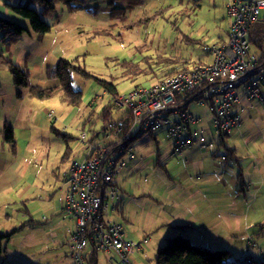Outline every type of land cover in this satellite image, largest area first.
Listing matches in <instances>:
<instances>
[{
	"label": "rangeland",
	"instance_id": "rangeland-1",
	"mask_svg": "<svg viewBox=\"0 0 264 264\" xmlns=\"http://www.w3.org/2000/svg\"><path fill=\"white\" fill-rule=\"evenodd\" d=\"M36 1L0 0V17L30 30L29 35L26 34L19 42L24 52L37 45L39 53L44 55L36 53L37 60L30 61L23 53L15 56L14 46L10 52H6L2 42L0 55L28 72L31 84L37 87H42L43 84L51 87L58 85L56 80L48 79L47 69L55 67L61 59L84 67L90 76L85 77L76 72L72 74L74 90L82 93V100L77 105L66 103L62 94L45 101H32L36 107H32L31 117H34L33 112H36L38 117L37 126L32 127L33 139L30 144L21 139L16 146L18 162L22 161L28 165L27 179L18 190L21 196L14 198L15 203L2 210V217L11 219H7L4 227L0 222V233L18 232L8 244V256L0 258V264H67L65 256H69L71 251L70 238L66 234L69 223L59 215L60 198L64 195L60 190H63V178L74 163L83 161L87 152V146L79 143L81 134L86 133L90 142L91 131L102 133L108 123L104 124L100 120L103 109L114 106L115 121L126 112L116 107L99 81L116 85L120 96L126 95L139 85L149 87L157 83L159 78L144 75L132 78L134 73H128L129 69L122 67V64L132 61L145 67L147 63L159 61L163 56L190 60L191 64H186L188 69L200 60L206 62L207 58H211L204 52V48L212 47L219 39L225 38L231 27V19L226 9L227 0H144V6L129 12L125 22L112 20V9L102 0L89 1V10L93 11L91 15L84 11L71 13L66 5L54 0V12L41 17L51 26V32L38 41L31 30L30 21L17 16L12 9L21 5L41 13L44 8ZM168 6H172V10L158 21L151 24L138 23ZM260 18L264 19V10ZM190 40L202 41V44H194ZM44 57L47 58V65L42 66ZM10 81L13 82V77L9 68L0 62V85ZM197 110L195 105L191 107L193 113L198 114ZM49 113L53 114V118L48 117ZM171 118L177 121L175 115ZM152 136L151 133H145L134 142L137 158L131 167L135 174V179L130 181L132 183L144 186L151 181L152 175L148 177L147 172L140 174L143 169L150 168L148 161L154 162L152 170H158L157 176H161L162 181H168L167 174L162 172V167L168 164L170 157L165 152L168 143L160 135L158 145ZM260 136L261 140L256 143L264 151V131H260ZM94 142L97 144L104 140L101 138L99 142ZM221 150L225 153V149ZM157 159H160L158 168L155 165ZM217 162L221 163L220 158ZM138 202L148 206L144 212L132 215V223L124 225L126 239L137 245L142 244L144 240H148V243H143L130 261L132 264H155V257L164 247L166 240L183 232L177 231L176 234L168 236L172 231L165 232L163 228H158L163 220L158 221L159 206L155 201L148 196L139 198ZM244 213L248 214L247 208H244ZM250 217L254 220L255 227L249 232V236H238L237 239L243 241L240 243L242 245H246L249 240L250 245L246 250L240 247L237 250H226L231 253V260L238 261L232 262L234 264H249L247 256L255 257L264 252V201L259 200L257 204L252 205ZM161 218L164 219L165 214H162ZM51 229L55 230L54 234L46 233ZM107 258L117 260L114 254L100 253L98 264H109ZM262 258L260 261L264 264Z\"/></svg>",
	"mask_w": 264,
	"mask_h": 264
},
{
	"label": "crops",
	"instance_id": "crops-1",
	"mask_svg": "<svg viewBox=\"0 0 264 264\" xmlns=\"http://www.w3.org/2000/svg\"><path fill=\"white\" fill-rule=\"evenodd\" d=\"M229 31L230 29L225 38L219 39L214 45L224 44ZM14 47L15 56L23 53L30 61H36L38 57L36 53L40 52L37 45L25 52L19 44ZM207 54L211 58H207L206 62L200 60L203 65L210 64L213 60L212 56ZM38 55L44 54L39 53ZM42 62V66L47 65V58L44 57ZM42 87L51 88V85L43 84ZM262 96L264 99V86H262ZM33 100L36 99L30 98L27 94L22 99H18L17 89L11 81L0 85V131L6 126L11 127L16 142L13 149L0 136V222L3 227L7 219L11 218H3L2 210L14 204V198L21 196L18 190L26 182V175L29 171L26 163L18 162L16 146L21 139L29 144L33 139L32 127L37 126L36 119L38 118L36 112H33L32 116L34 117H31L32 107H36ZM193 105L198 109V114L191 111ZM187 108L197 119V122L188 126L185 135L196 141L198 139L201 141L203 138L206 144H213L215 149L212 151L203 150L196 142L191 148L177 151L173 142L167 137L166 127L156 133H151L158 145L160 144V135L168 143L165 146V152L171 158L169 157L168 164L165 165L166 161L164 162L165 166L162 167V172L167 174L168 181L164 179L162 181V177L156 174L158 170H152L154 162L148 161L147 163L151 165L150 168L143 169L140 174L147 172L148 177L152 176L150 177L151 181L149 180L147 185L143 186L130 182L135 179L131 167L137 158L135 143L131 142L129 146L133 149L134 158L126 159V156H123L124 166L114 177V187L117 190L119 201L117 212L110 216V220L122 224L123 227L125 224L132 223V215L140 211L144 212L148 206L146 203L140 204L138 199L149 196L159 206L158 221L163 220V223L156 226L163 228L165 232L172 231L167 234L168 236L176 234L177 231L183 232L178 236L189 239L194 245L209 251L233 248L237 250L239 247L246 250V247L250 245L249 240L246 243L247 246L242 245L240 243L243 241H238V236L242 238L249 236V232L255 227L253 226L254 220L250 217L252 205L257 204L259 200L264 201V151L256 143L262 138L260 131H264V102L248 100L244 94H241V103L235 105L231 112L239 116V124L227 136H220L214 126L216 103L213 98H206L202 103L192 101ZM42 110L45 111V108L42 107ZM44 111H42L43 115ZM48 117L53 118V114L49 113ZM175 117H177V121L171 119L174 122H180V118L176 115ZM103 136L102 133L96 132V137L92 138L90 143L96 144L94 141L99 142L101 138H104ZM112 141L113 139H106V142L97 144H108ZM10 147L13 151H10ZM220 148L225 149V153H222ZM86 150L83 160L89 152L88 149ZM221 156H227L233 160V165L218 163L217 159ZM159 162L160 159H157L156 168L160 167ZM69 174L70 170L64 176L65 179L63 178V190L60 189L64 195L60 198L61 209L59 212V215H62L61 218L69 223L66 231L68 237L76 229L75 220L70 213L64 211V204L61 201L65 196V183ZM146 182L147 179H145ZM16 195L17 197H15ZM24 195L26 194L24 193ZM244 208H247L248 214L244 213ZM162 214H165L164 219L161 218ZM47 221L49 222V220ZM46 233L54 234L55 230L51 229ZM126 235L124 227L125 238ZM8 247L9 245L7 246V256L10 252ZM71 253L72 250L69 252V256H65L67 264H73ZM247 258L253 264H263L260 260L264 259V252L255 257L247 256ZM107 260L109 264L114 262L113 259L107 258ZM234 261L231 260V263Z\"/></svg>",
	"mask_w": 264,
	"mask_h": 264
},
{
	"label": "built area",
	"instance_id": "built-area-1",
	"mask_svg": "<svg viewBox=\"0 0 264 264\" xmlns=\"http://www.w3.org/2000/svg\"><path fill=\"white\" fill-rule=\"evenodd\" d=\"M226 9L231 19L227 41L204 48L213 58L210 64L188 69L185 66L171 77L119 96L115 105L126 112L103 128L106 139H113L112 142L90 143L86 133L79 137L89 152L81 163L72 165L61 200L75 220L76 229L70 236L77 264H84L91 245L100 253L114 254L117 260L112 264H132L130 258L147 242L137 245L127 240L123 225L110 220L119 201L114 177L124 166L123 156L134 158L131 139L166 127L167 137L177 151L191 148L196 142L201 149L212 151L215 146L206 144L203 138L201 143L200 139L185 135L188 126L197 122L187 108L189 103L213 98L214 126L220 136H227L239 124V116L231 112L241 103V94L248 100L264 102V60L251 53L248 39L264 10V0H227ZM172 115L178 116L180 122H174ZM220 160L222 164L234 163L227 156Z\"/></svg>",
	"mask_w": 264,
	"mask_h": 264
},
{
	"label": "trees",
	"instance_id": "trees-1",
	"mask_svg": "<svg viewBox=\"0 0 264 264\" xmlns=\"http://www.w3.org/2000/svg\"><path fill=\"white\" fill-rule=\"evenodd\" d=\"M32 1V0H30ZM35 1V0H34ZM68 7L69 12L74 13L77 11H84L87 14L93 13L88 7L89 1H99V0H58ZM105 1L109 8L112 9L110 18L115 21L125 22L128 18L129 12L135 10L136 8L144 6V0H102ZM39 6L43 7L41 13L34 9L27 8L26 6L17 5L12 7L14 13L22 17L25 20L30 21L31 30L34 31L36 40L41 41L45 38L47 34L51 32V26L47 22L42 20V15L46 16L55 10L54 0H37ZM172 10V6L161 8L151 16H147L140 22H147L149 24L158 21L160 18L164 17L167 13ZM114 21V22H115ZM30 30L21 24L12 22L6 18L0 17V42L4 44L6 52H10L13 46L19 44L26 34H29ZM106 33V32H104ZM100 34V33H98ZM97 34V35H98ZM96 36V34H94ZM249 48L250 51L253 50V54L258 56L261 60H264V19H259V21L251 28L249 36ZM194 44H202V41H193ZM205 44H203L204 46ZM220 45V44H218ZM205 52V51H204ZM190 60L186 58H166L161 57L159 61L154 63H147L145 67H141L140 64H135L132 61H125L122 67H127L128 73H134L132 78L137 76H146L159 78V80L171 77L179 72H181L186 64H191ZM0 62L9 68V71L13 77L14 86L17 89L18 99H22L25 94L30 98L37 99L40 101H45L53 98L57 94H62L63 100L70 105H77L82 100V93L74 90L72 74L74 72L81 74L85 77H89V73L84 67L76 65L72 61H67L61 59L55 67H49L47 69V76L49 80H56L58 85L51 88H41L33 86L30 82V74L23 71L20 67L14 64L11 60L6 61L3 55H0ZM202 62L193 64L194 66H201ZM130 76V75H128ZM106 93L111 96L112 101L115 102L119 98L120 94L118 88L114 84L108 82L99 81ZM141 87L136 86L135 88ZM132 90V89H131ZM117 107V106H116ZM114 106H108L103 109L100 114V120L105 124L114 120L113 116ZM93 124L90 128H92ZM56 132V131H55ZM97 131H91L92 138L96 137ZM57 133V132H56ZM103 140L106 142L105 133ZM0 136H2L4 142L15 148V138L14 131L11 127L6 126L2 131H0ZM143 135L136 136L130 140L135 142L137 139L141 138ZM68 137L66 136L65 139ZM63 204V203H62ZM64 211H69L64 207ZM71 215V214H70ZM18 231L11 233H0V258L6 255L7 246L11 242L12 237ZM70 242H71V236ZM91 251L87 253L84 264H98V258L100 252L91 245ZM72 250V249H71ZM102 253V252H101ZM104 254V253H103ZM231 253L226 250L209 251L202 247L194 245L189 239L181 236L173 237L168 239L162 247L155 258V264H232L231 263ZM71 261L73 264H77L71 253ZM234 264V263H233ZM253 264V263H249Z\"/></svg>",
	"mask_w": 264,
	"mask_h": 264
}]
</instances>
